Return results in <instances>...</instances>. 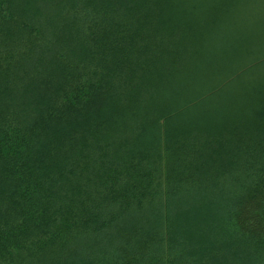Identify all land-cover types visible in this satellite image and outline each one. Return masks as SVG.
Instances as JSON below:
<instances>
[{"label": "trees", "instance_id": "obj_1", "mask_svg": "<svg viewBox=\"0 0 264 264\" xmlns=\"http://www.w3.org/2000/svg\"><path fill=\"white\" fill-rule=\"evenodd\" d=\"M0 264H264V0H0Z\"/></svg>", "mask_w": 264, "mask_h": 264}]
</instances>
